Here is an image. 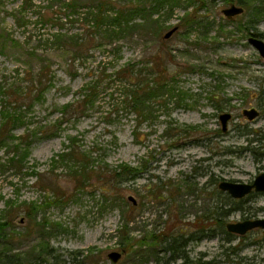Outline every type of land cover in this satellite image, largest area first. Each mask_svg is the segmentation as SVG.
Masks as SVG:
<instances>
[{
	"label": "rangeland",
	"instance_id": "1",
	"mask_svg": "<svg viewBox=\"0 0 264 264\" xmlns=\"http://www.w3.org/2000/svg\"><path fill=\"white\" fill-rule=\"evenodd\" d=\"M67 1L0 0V218L11 220L0 251L35 257L48 244L52 253L39 264H183L165 242L182 237L194 261L264 264L262 229L231 239L219 229L198 231L214 223L207 217L218 200L229 202L211 180L252 183L264 172V57L248 41L254 33L264 39L261 0H163L155 14L165 26L160 37L112 45L90 42L97 32L90 8L73 15ZM237 1L245 11L229 19L223 10ZM258 6L262 13L253 11ZM56 32L75 35L78 49H61ZM162 45L172 90L146 100L144 118L127 101L131 81H114L116 71L131 63L150 81L162 67ZM98 76L105 78L99 93L85 106L84 86ZM250 108L260 111L254 120L244 114ZM223 113L232 115L226 130ZM255 137L261 142H250ZM70 144L89 158L90 177L81 184L72 163L57 156ZM123 164L138 173L118 182L113 170ZM33 202L40 207L29 214ZM234 206L226 225L264 217V192ZM127 219L133 245L125 251ZM112 251L122 253L117 262Z\"/></svg>",
	"mask_w": 264,
	"mask_h": 264
},
{
	"label": "trees",
	"instance_id": "2",
	"mask_svg": "<svg viewBox=\"0 0 264 264\" xmlns=\"http://www.w3.org/2000/svg\"><path fill=\"white\" fill-rule=\"evenodd\" d=\"M91 1V2H90ZM177 1V0H173ZM86 2H90L89 4H86ZM115 3V2H114ZM112 0H68L66 3V7L70 10V12L75 15L76 12L80 7H85L83 5H88L90 10L86 12V16H91L94 20L93 27L96 29V33H92V38L90 37V42H94L97 39H105L110 43L111 45L115 42V40H122L137 36H144L148 35L149 33L154 34L156 37H160L163 29L165 28L164 25H162L160 19L158 17H155V14L161 10V7H163V0H121L118 3L114 4ZM260 3H262V6H264V0H261ZM245 4V3H244ZM175 5V4H174ZM261 5V4H260ZM262 6H258L257 8H254L253 11L255 13H262L263 10H261ZM257 15V14H255ZM193 23H197L194 18L192 19ZM100 37H99V36ZM258 35L259 34H253ZM98 38H97V37ZM96 37V38H95ZM89 39V38H87ZM86 39V40H87ZM49 41V39H48ZM52 41L56 44H59L61 49H64L66 51H76L77 46V39L75 35H68L64 32H56L52 35ZM98 41V40H97ZM99 43V42H98ZM101 45V43H99ZM165 45V44H163ZM159 47V51H161L160 54L157 56L159 57L158 64L156 66H162L161 68L156 70V76L152 78L150 81L147 78H142L140 76V73L136 70H134V65L131 66V63H128L122 67H120L116 71L117 77L114 81H118L120 79H127L128 81H131L129 84V89L127 93V101L129 105L132 106V108L136 111L141 112L142 117L146 118L147 110L142 105H145L146 100L148 101L151 97H156L160 95H164L167 91H170L172 89H168L169 81L166 77L168 67L166 66V62L161 60V58L166 57L167 51L164 50V46ZM157 53V52H156ZM49 72V66L46 64L40 69V83L43 82V73ZM151 75L153 72L150 73ZM104 75L105 72H104ZM111 75H109L110 77ZM104 77H96L90 82H88L84 86V98H83V104L85 106L92 104L94 100L96 99L97 94L99 93V89L101 86V83L104 81ZM152 82V84H151ZM70 104L66 105L68 107ZM221 108V106H220ZM168 130H171V128H168ZM252 131V130H251ZM261 132V133H260ZM252 133L254 135L261 134L263 135L262 131L255 130V132H249V134ZM2 132H0V142L3 141ZM261 137H255L254 139H251L250 142H261ZM72 140H74L72 138ZM67 147V146H66ZM251 147V146H249ZM252 150H254V147H251ZM68 151L58 154L62 161H66L69 163H72V173L76 177L75 180L78 183H82L85 180H87L89 175V158H87V154H83L82 151H79V149L73 144H70L68 146ZM264 158V154H263ZM17 159V158H16ZM23 158L19 157L18 160H15V158H11V161L21 163ZM138 173L137 168L130 167L128 165H119L117 168L113 170V176L115 179L120 182L125 179V177L130 176L131 178L136 177ZM215 182V185L218 186V181H212ZM219 194H223L224 192L219 190L218 187L215 186L214 188ZM214 190V191H215ZM222 197H225L229 200L228 203L226 202H220L218 200L216 202L215 209L209 213L207 219L212 220L214 223L212 225H205V227L199 228L198 231L201 232L202 235H209V232L214 231L216 229H219L221 232L227 234L228 239H231L234 234L231 232H228L226 229V222L225 217L230 214L231 211H234L236 207L234 204L239 201L237 199H233L229 195H222ZM26 203V202H24ZM9 209L13 208V202L8 203ZM225 204L227 205H233L231 208H226ZM40 205H37L35 202L31 204L32 212L30 213L35 214L36 209L39 208ZM20 208V207H19ZM9 209L7 211H9ZM22 211H26V208L23 207ZM130 220H126L122 226V238L120 240V244L122 248L126 251L129 247H132V237L129 236V228L128 223ZM11 226V220L8 218H0V238L6 237L7 228ZM201 236H194L191 235V239H198ZM7 240V239H6ZM165 242L168 244L167 250L174 255V258H181L184 260L183 264H210V261L201 262V260H191L189 258V255L186 254L182 250V237H170V239L165 240ZM181 243V244H180ZM43 250L45 252L43 253ZM52 253V249L49 247V245L45 244V247L42 248L40 252L36 253V256L33 257H27L23 253L18 252H9V251H0V264H39L38 260L41 257L50 256ZM177 254V255H176ZM45 255V256H44ZM176 255V257H175ZM44 264V262L42 263ZM45 264H49L48 260H45ZM78 264H94V261L91 262H81L79 261Z\"/></svg>",
	"mask_w": 264,
	"mask_h": 264
},
{
	"label": "water",
	"instance_id": "3",
	"mask_svg": "<svg viewBox=\"0 0 264 264\" xmlns=\"http://www.w3.org/2000/svg\"><path fill=\"white\" fill-rule=\"evenodd\" d=\"M223 13L229 19H233L234 16L244 13V7L233 4L228 8L224 9ZM176 30L177 27H174L173 29L168 31L165 34V38H170ZM248 41L253 47H255L259 51L260 55L264 57V39L251 35L248 38ZM259 113V110L256 108L244 110V114L249 120H253L258 117ZM231 116V113H223L220 115L223 130H226L227 121L231 118ZM218 187L220 190L229 193L230 196L237 199L245 197L246 195L250 194L253 190L256 192H264V172L257 175V177L252 183H241L229 180H222L219 183ZM129 200H132L134 203H136L134 197L132 196H129ZM257 228L262 229L264 232V217L246 219L237 222H229L226 225V229L228 232L235 233L238 235H245L247 232ZM108 256L113 262H117L122 257V253L118 251H112L108 254Z\"/></svg>",
	"mask_w": 264,
	"mask_h": 264
},
{
	"label": "flooded vegetation",
	"instance_id": "4",
	"mask_svg": "<svg viewBox=\"0 0 264 264\" xmlns=\"http://www.w3.org/2000/svg\"><path fill=\"white\" fill-rule=\"evenodd\" d=\"M233 4L243 6V5H241L240 1H237L236 3H235V2H232L231 5H233ZM231 5H230V6H231ZM243 7H244V6H243ZM244 11H245V7H244ZM252 35H253V34H252ZM253 36L260 37V36H258V35H253ZM249 37H250V36H249ZM260 38H261V37H260ZM262 39H263V38H262ZM259 112H260V111H259ZM258 116H259V115H258ZM256 118H257V117H256ZM253 120H254V119H253ZM254 192H256V191L253 190L251 193H254ZM226 193H227V192H226ZM251 193H250V194H251ZM250 194H248V195H246V196H249ZM246 196H245V197H246ZM245 197H243V198H241V199H244ZM235 199H237V198H235ZM241 199H238V200H241Z\"/></svg>",
	"mask_w": 264,
	"mask_h": 264
}]
</instances>
